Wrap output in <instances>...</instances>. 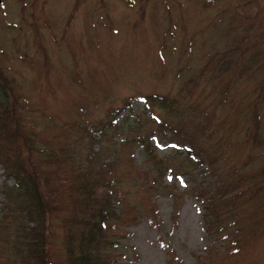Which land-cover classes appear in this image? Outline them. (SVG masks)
Returning <instances> with one entry per match:
<instances>
[{
  "label": "rangeland",
  "instance_id": "obj_1",
  "mask_svg": "<svg viewBox=\"0 0 264 264\" xmlns=\"http://www.w3.org/2000/svg\"><path fill=\"white\" fill-rule=\"evenodd\" d=\"M0 72L37 146L56 150L70 132L82 164L91 152L111 164L114 207L139 212L117 227L115 264H264V0H0ZM195 124L213 176L187 163L178 140ZM224 183L237 186L238 206L225 213L214 197L215 216H227L217 231L195 191L211 197ZM11 185L0 168V264H20L10 213L23 203L4 208L2 196ZM50 230V260L64 264L58 220Z\"/></svg>",
  "mask_w": 264,
  "mask_h": 264
},
{
  "label": "trees",
  "instance_id": "obj_2",
  "mask_svg": "<svg viewBox=\"0 0 264 264\" xmlns=\"http://www.w3.org/2000/svg\"><path fill=\"white\" fill-rule=\"evenodd\" d=\"M153 97L155 96H150ZM157 99L163 102V99ZM24 109L19 98L13 94L10 82L0 72V168L4 180H12V185L4 186L2 190V196L6 200L4 208L15 203V198H21L17 201L23 203L10 213L16 218L13 244L17 249L12 252L13 256L19 259L20 264H53L48 240L52 235V221L58 220L64 264H115L111 258V250L118 245L117 240L124 233L117 227L136 222L139 212L129 209L124 217L122 207L119 210L114 207V204L119 203V198L110 173L111 164L95 158L97 153L90 150L87 151L88 154L91 152L90 155L82 158V164L76 153H72L70 135L73 133L69 131L87 135V128H81L79 124L71 125L69 133L61 135L65 139L62 142L65 146L56 150L40 148L37 146L35 130L31 125L22 123L20 112ZM256 113L252 114L254 122L249 135L253 145L257 144L253 133L258 120ZM188 129L190 132L184 135L187 141L178 139L188 143V150L185 152L187 163L192 168L205 166L207 174L214 167L215 170L210 174L213 176L216 171L215 159L202 151V148L196 149V124ZM201 130L202 126L199 127V132ZM171 135L174 136L173 133ZM205 138L209 140L211 135L208 134ZM94 140L91 137L87 143L91 146ZM209 143L212 144L213 141ZM215 146V150L223 149L218 143ZM48 163L56 164L58 169L62 168L65 178L51 179L54 171L50 170ZM258 174H264V163ZM210 191L211 197L201 188L196 189L195 193L202 202L211 206L213 219L210 224L218 231L227 221V216H215V211L224 208L213 203L214 197H217L216 201L225 204L224 212L229 213L230 209L238 206L233 205V199L239 196V190L236 185L224 183ZM64 194L66 200H69L67 203L63 198ZM5 219V215L0 216V231L4 229L1 223ZM13 261L17 264L16 259Z\"/></svg>",
  "mask_w": 264,
  "mask_h": 264
}]
</instances>
